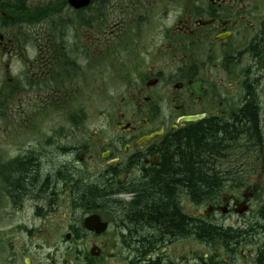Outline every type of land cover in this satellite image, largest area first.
<instances>
[{"label": "flooded vegetation", "instance_id": "af4514ba", "mask_svg": "<svg viewBox=\"0 0 264 264\" xmlns=\"http://www.w3.org/2000/svg\"><path fill=\"white\" fill-rule=\"evenodd\" d=\"M0 54V264H264V0H0ZM187 116L243 119L247 182L180 187L172 232L144 209Z\"/></svg>", "mask_w": 264, "mask_h": 264}, {"label": "trees", "instance_id": "16d2710c", "mask_svg": "<svg viewBox=\"0 0 264 264\" xmlns=\"http://www.w3.org/2000/svg\"><path fill=\"white\" fill-rule=\"evenodd\" d=\"M243 126L241 118L231 125L219 120H206L190 124L172 135L166 155L169 159L166 162V196L154 195L149 201H153L155 206H146L144 217L157 215L160 225L177 232L182 230L180 223L183 221L177 208V189L186 188L188 197L197 204L219 197L225 190L244 187L245 180L235 178L237 169L225 165L227 161L242 159L239 150L243 147L240 142ZM214 173L233 174L234 178L226 181L211 179Z\"/></svg>", "mask_w": 264, "mask_h": 264}, {"label": "rangeland", "instance_id": "374dc122", "mask_svg": "<svg viewBox=\"0 0 264 264\" xmlns=\"http://www.w3.org/2000/svg\"><path fill=\"white\" fill-rule=\"evenodd\" d=\"M1 58H2V55L0 54V127L2 128L7 124L8 120H9L8 119L9 116H10L12 124L18 123L17 113L13 112V110L16 109V107L18 105V101H17V98L12 96L11 94L7 95V96L5 95V93H7L8 91L4 90V87H5L4 84L5 83H4L3 79L5 77V70H4V61H2ZM18 72H19V65H18L17 61L14 60L12 67H11V75L13 77L17 78ZM92 121L94 122V124H101L103 122V119L99 116H96L94 118L92 117ZM43 122L45 124L46 119H44ZM0 137H2L1 133H0ZM240 140H241L240 142H242V145H243V139L240 138ZM239 151H240V155L242 156L241 161H236L234 159L235 161L231 160V162L227 161L225 163L226 167H234L237 169L238 173L235 174V178L243 177V175L246 172V166H245V160H244V148L241 147V149ZM234 158H236V155H234ZM237 159H238V157H237ZM242 189H243V186L235 189L234 191H242ZM228 191H230V190H228ZM228 191L225 190V192H228ZM184 200H185L186 205L196 204L195 201H192L189 197H184ZM198 204H202V203H197L196 205H198Z\"/></svg>", "mask_w": 264, "mask_h": 264}, {"label": "bare ground", "instance_id": "6f19581e", "mask_svg": "<svg viewBox=\"0 0 264 264\" xmlns=\"http://www.w3.org/2000/svg\"><path fill=\"white\" fill-rule=\"evenodd\" d=\"M214 166V168H215V171H217V168L215 167V165H213ZM214 174H216V173H214ZM213 176H211V179H213L212 178ZM222 179V180H228V179H226L225 177H217V179ZM230 180V179H229ZM246 182L247 181H245V183L244 184H246ZM180 194L182 195V197H188V195H187V191H186V188H182L181 190H180Z\"/></svg>", "mask_w": 264, "mask_h": 264}, {"label": "water", "instance_id": "95a60500", "mask_svg": "<svg viewBox=\"0 0 264 264\" xmlns=\"http://www.w3.org/2000/svg\"><path fill=\"white\" fill-rule=\"evenodd\" d=\"M197 120H198V117H194V116L181 118V121H184V122H196Z\"/></svg>", "mask_w": 264, "mask_h": 264}]
</instances>
